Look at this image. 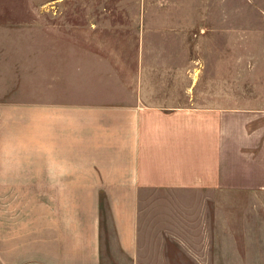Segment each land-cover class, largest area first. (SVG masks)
Segmentation results:
<instances>
[{
    "label": "crops",
    "instance_id": "crops-1",
    "mask_svg": "<svg viewBox=\"0 0 264 264\" xmlns=\"http://www.w3.org/2000/svg\"><path fill=\"white\" fill-rule=\"evenodd\" d=\"M72 43L67 62L40 48L34 72L0 63V264H138L148 217L167 250L181 240L184 202L148 192L208 195L211 215L224 193L264 190V112L194 88L192 43L140 40L130 74Z\"/></svg>",
    "mask_w": 264,
    "mask_h": 264
},
{
    "label": "rangeland",
    "instance_id": "rangeland-1",
    "mask_svg": "<svg viewBox=\"0 0 264 264\" xmlns=\"http://www.w3.org/2000/svg\"><path fill=\"white\" fill-rule=\"evenodd\" d=\"M95 25L104 32H87ZM76 40L104 52L111 67L121 56L128 74L136 42L188 41L193 48L184 52H191L194 88H222L229 95L224 106L264 112V0H0V63H10V74L28 61L37 71L42 47L49 56L61 52L67 62ZM102 41L109 48L94 46ZM37 85L32 82L31 90ZM144 200H181L184 208L174 218L181 240L169 250L160 233L166 226H155L158 236L152 235L148 217L138 264H264V190L224 193L218 208L209 205L211 215L208 195L199 192H148Z\"/></svg>",
    "mask_w": 264,
    "mask_h": 264
}]
</instances>
